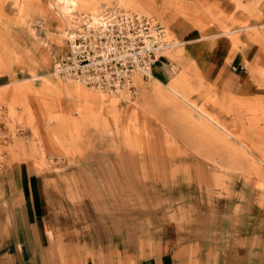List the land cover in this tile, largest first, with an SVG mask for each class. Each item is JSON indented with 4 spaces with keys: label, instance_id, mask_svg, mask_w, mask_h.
I'll use <instances>...</instances> for the list:
<instances>
[{
    "label": "rangeland",
    "instance_id": "rangeland-1",
    "mask_svg": "<svg viewBox=\"0 0 264 264\" xmlns=\"http://www.w3.org/2000/svg\"><path fill=\"white\" fill-rule=\"evenodd\" d=\"M107 1L97 15L116 8L151 17L182 50L169 26L189 21L205 37L188 45L200 58L216 35L242 46L238 31H248L249 5L260 0H130L134 12ZM69 18L57 0H0V169L21 165L38 181L55 232L66 217L70 239H109L110 264H139L133 254L141 244L151 249L159 229L199 213L193 201L202 190L220 188L230 175L264 177V103L219 92L192 61L182 93L211 122L140 73L120 92L55 76L68 30L81 25ZM175 46L163 55L177 77L181 68L169 60Z\"/></svg>",
    "mask_w": 264,
    "mask_h": 264
},
{
    "label": "crops",
    "instance_id": "crops-1",
    "mask_svg": "<svg viewBox=\"0 0 264 264\" xmlns=\"http://www.w3.org/2000/svg\"><path fill=\"white\" fill-rule=\"evenodd\" d=\"M249 8L254 10L244 18L248 31H238L242 46L234 49L228 39L216 35L214 48L206 57H195L188 47L202 41V33L189 21H173L169 32L183 50L174 43L169 60L181 68L180 74L175 77L171 63L163 59L152 66L151 75L164 89L176 85L184 92L182 84L192 61L219 92L249 104L264 103V0ZM24 168L10 163L0 169V264H110L109 239L103 243L70 239L66 217L59 219L55 232L42 205L39 183L31 182ZM261 183L264 186L263 176L230 175L220 188L202 190L200 200L193 201V210L199 213L183 215L184 220L162 227L151 249L141 250V244L133 256L139 264H264ZM116 248L122 259L127 247L120 242Z\"/></svg>",
    "mask_w": 264,
    "mask_h": 264
},
{
    "label": "built area",
    "instance_id": "built-area-1",
    "mask_svg": "<svg viewBox=\"0 0 264 264\" xmlns=\"http://www.w3.org/2000/svg\"><path fill=\"white\" fill-rule=\"evenodd\" d=\"M173 46L153 18L109 9L97 25L68 30L66 50L55 59L53 74L110 92L130 85L134 73L147 78Z\"/></svg>",
    "mask_w": 264,
    "mask_h": 264
},
{
    "label": "bare ground",
    "instance_id": "bare-ground-1",
    "mask_svg": "<svg viewBox=\"0 0 264 264\" xmlns=\"http://www.w3.org/2000/svg\"><path fill=\"white\" fill-rule=\"evenodd\" d=\"M107 0H57V3L59 4V6L61 7V12L64 14V15H67L69 16L71 19H80L81 21V24L83 23H87L88 25L90 26H95L99 23V20L100 18L104 15V13L111 9V10H117V11H122V10H119V9H112V8H109V9H105L103 12H102V15H97V12H98V9L101 5V2H106ZM118 1V4H120V6H122V8L124 7L126 10H132L133 12L135 11L133 9V4L131 5V1L130 0H117ZM108 2V1H107ZM135 5V4H134ZM136 9V8H135ZM138 12H139V9H138ZM83 13H91L92 15L90 16H84ZM101 14V13H100ZM76 15V16H74ZM80 15H83V17H78ZM69 18V19H70ZM73 21V20H72ZM75 28H78L75 27ZM68 34V33H67ZM167 51V50H166ZM135 74H138V73H134L133 75ZM137 76V75H136ZM185 76V75H184ZM149 79L151 80V82L153 83V85H158L159 87L160 84L159 82L151 75V72L150 74L148 75ZM135 80L138 82L139 79H137V77L135 78ZM120 87V86H119ZM155 87V86H153ZM165 89L168 91V94H170L172 97H174L175 99L179 100L180 102L183 103V105H186L188 107H190V109H192L194 112L197 113L198 116H200V118L202 119H205L206 121L208 122H211L203 113H201L200 111H198L197 109L194 108V106H192L186 99V95H184L182 92H180L176 85L175 86H170V87H165ZM100 90V89H99ZM103 92H106L104 90H101ZM155 93L157 94H161V91L157 90V89H154L153 90ZM116 92H120V90L116 89ZM156 94V95H157ZM124 95V94H123ZM155 96V94H154ZM184 112L186 113V115L189 113V110H186L184 108ZM190 114V113H189ZM188 114V115H189ZM196 117L197 119V123L200 125V123L202 122L199 118H197L196 115H193ZM220 142L221 143H226V140L225 139H220Z\"/></svg>",
    "mask_w": 264,
    "mask_h": 264
}]
</instances>
